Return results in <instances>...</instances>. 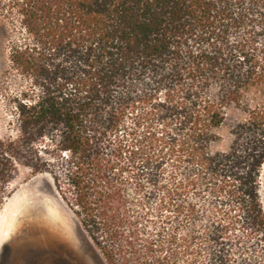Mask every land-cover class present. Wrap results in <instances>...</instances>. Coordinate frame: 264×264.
Masks as SVG:
<instances>
[{
    "label": "trees",
    "instance_id": "obj_1",
    "mask_svg": "<svg viewBox=\"0 0 264 264\" xmlns=\"http://www.w3.org/2000/svg\"><path fill=\"white\" fill-rule=\"evenodd\" d=\"M20 135L0 210L50 175L106 264H264V0H0ZM236 110L228 152L217 131ZM43 156L49 159H43Z\"/></svg>",
    "mask_w": 264,
    "mask_h": 264
},
{
    "label": "rangeland",
    "instance_id": "obj_2",
    "mask_svg": "<svg viewBox=\"0 0 264 264\" xmlns=\"http://www.w3.org/2000/svg\"><path fill=\"white\" fill-rule=\"evenodd\" d=\"M12 30L13 26L4 20L0 10V137L5 140H16L19 137L20 127L14 98L31 89L28 79L10 70L9 43ZM241 120L240 112L228 111L226 122L217 131L219 141L212 146L214 153L230 150L233 143L232 130ZM43 159L49 157L43 156ZM261 192L264 199V169L261 176ZM9 194L0 210V223L1 218L7 217L8 214L10 218L12 210L19 211L32 206L35 207L34 213H37L35 214L37 217H30L27 225L13 234L16 222L25 209L21 210L20 215L16 212L13 217L11 216L12 222L9 223L6 239L1 240L0 237V264H106L90 234L57 195L49 174L33 177L31 170L22 168L19 177L11 185ZM39 220L49 222L52 228L58 226L55 230L70 243L74 251L73 260L58 253L49 245L42 247L32 245L28 239L29 230Z\"/></svg>",
    "mask_w": 264,
    "mask_h": 264
},
{
    "label": "flooded vegetation",
    "instance_id": "obj_3",
    "mask_svg": "<svg viewBox=\"0 0 264 264\" xmlns=\"http://www.w3.org/2000/svg\"><path fill=\"white\" fill-rule=\"evenodd\" d=\"M34 208L35 207L32 206L23 210V212L21 213V215L19 216L16 222V226L13 234L15 233V231L27 225L28 219L30 217L33 216L37 217V215H35L37 213H34L35 212ZM53 227L54 228L50 226L49 222H46L44 220H39L38 222L34 223L31 226L28 234V239H30V242H32L33 243L32 245L35 247L37 246L42 247L49 245L54 249H56L58 253L66 257H69L70 259L73 260L75 254L73 249L71 248L70 243L65 241L63 237L59 234V232L55 230L56 228H58L57 225Z\"/></svg>",
    "mask_w": 264,
    "mask_h": 264
},
{
    "label": "bare ground",
    "instance_id": "obj_4",
    "mask_svg": "<svg viewBox=\"0 0 264 264\" xmlns=\"http://www.w3.org/2000/svg\"><path fill=\"white\" fill-rule=\"evenodd\" d=\"M263 190V189H262ZM262 202H263V205H264V199H263V192H262ZM29 206V205H28ZM26 207H27V205H26ZM12 208V207H11ZM28 208V207H27ZM22 209H25V208H22ZM21 209V210H22ZM21 210H19V211H17V210H12V214H11V216L13 217L14 215H15V213L16 212H18L19 213V215H20V213H21ZM8 212H9V210H8ZM7 214V213H6ZM10 214H8V216H9ZM7 216V217H8ZM11 216H10V218H11ZM6 216L5 217H3V218H1V222L2 223H0L1 224V226H0V237H1V240H3V239H6V237H7V235H8V232H9V226H10V222H12V219L10 220V218L8 217L7 218ZM10 223V224H9Z\"/></svg>",
    "mask_w": 264,
    "mask_h": 264
}]
</instances>
